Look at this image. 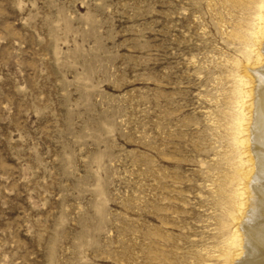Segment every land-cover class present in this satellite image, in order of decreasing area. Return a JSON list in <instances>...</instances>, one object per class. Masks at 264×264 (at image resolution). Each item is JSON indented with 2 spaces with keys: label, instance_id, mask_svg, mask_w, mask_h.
Segmentation results:
<instances>
[{
  "label": "rangeland",
  "instance_id": "1",
  "mask_svg": "<svg viewBox=\"0 0 264 264\" xmlns=\"http://www.w3.org/2000/svg\"><path fill=\"white\" fill-rule=\"evenodd\" d=\"M242 8L0 0V264H227Z\"/></svg>",
  "mask_w": 264,
  "mask_h": 264
},
{
  "label": "bare ground",
  "instance_id": "2",
  "mask_svg": "<svg viewBox=\"0 0 264 264\" xmlns=\"http://www.w3.org/2000/svg\"><path fill=\"white\" fill-rule=\"evenodd\" d=\"M235 1L244 10L253 8L255 16L247 46L254 63L246 65L249 79H239L234 137L238 143L246 145L249 164L245 188L235 190V205L240 216L234 217L237 221L222 255L227 264H264V0ZM247 83L251 84L250 88L245 87ZM248 95L251 101L249 111L245 112ZM240 159L243 165L246 161Z\"/></svg>",
  "mask_w": 264,
  "mask_h": 264
}]
</instances>
